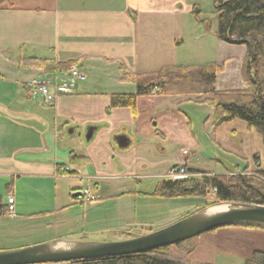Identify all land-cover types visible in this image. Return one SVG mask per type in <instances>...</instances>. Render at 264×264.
Wrapping results in <instances>:
<instances>
[{"label":"crops","instance_id":"0c3cea01","mask_svg":"<svg viewBox=\"0 0 264 264\" xmlns=\"http://www.w3.org/2000/svg\"><path fill=\"white\" fill-rule=\"evenodd\" d=\"M194 8L186 0H0V196L5 203L14 196L13 217L53 238L110 241L153 226L149 209L160 200L145 194L173 164L217 174L245 162L264 170L262 136L240 119L216 127L213 109L201 102L208 95L140 96L135 110L111 105L113 93L136 91L124 75L163 66L215 62L224 65L218 91L247 87L246 47L219 40L215 27L195 30ZM188 42H195L190 50ZM42 60H72L87 79L45 100L25 84ZM197 114L206 115L200 133ZM85 188L94 200L74 197ZM232 227L198 236L191 263L243 264L264 251L255 239L264 229ZM214 236L222 240L217 247Z\"/></svg>","mask_w":264,"mask_h":264},{"label":"trees","instance_id":"16d2710c","mask_svg":"<svg viewBox=\"0 0 264 264\" xmlns=\"http://www.w3.org/2000/svg\"><path fill=\"white\" fill-rule=\"evenodd\" d=\"M214 12L218 18L216 36L219 40L246 47L241 74L246 83L245 89H216V75L224 65L208 62L201 65L163 66L159 71L124 75V79L132 81L136 86L134 93H113L112 107H130L136 109L140 96L154 94L169 95H208L201 102L213 109L214 125L217 127L234 119L245 121L248 127L255 129L264 141V0H214ZM47 71H62L72 60L57 62L42 60ZM83 161L85 158L72 157ZM253 160L260 166L259 156ZM87 161V160H86ZM230 167L226 166L228 172ZM245 166L238 173L213 174L204 178H184L179 180H162L151 194L153 197H205L211 190L216 202H246L264 205V170L254 171V175H245ZM191 173L206 174L190 169ZM92 191V190H91ZM210 205L206 203L205 206ZM10 214L8 204L0 196V219ZM35 214L32 217H39ZM257 228L253 226H248ZM264 229V228H260ZM168 247L147 253L105 257L73 261L66 264H189L184 259L171 256ZM243 264H264V251L254 250L252 256Z\"/></svg>","mask_w":264,"mask_h":264},{"label":"water","instance_id":"95a60500","mask_svg":"<svg viewBox=\"0 0 264 264\" xmlns=\"http://www.w3.org/2000/svg\"><path fill=\"white\" fill-rule=\"evenodd\" d=\"M91 137L92 132L89 130L86 139ZM118 140L123 141V138ZM119 143L123 145L122 142ZM81 196L84 197L82 192L74 194L75 198ZM228 226L264 228V205L235 201L212 203L161 229L123 240L56 238L3 249L0 250V264H66L86 259L137 255L176 245Z\"/></svg>","mask_w":264,"mask_h":264},{"label":"rangeland","instance_id":"374dc122","mask_svg":"<svg viewBox=\"0 0 264 264\" xmlns=\"http://www.w3.org/2000/svg\"><path fill=\"white\" fill-rule=\"evenodd\" d=\"M186 2L188 4H190L191 6H194L195 7L194 10L196 8H198L200 10L199 13L196 11L192 12V19H193V25H194L195 30H196V28H198V29L202 28V30H204L203 28L209 29V27L212 26V27H215V30L217 31V29H218V18H217V15L215 14L214 9H213L214 0H186ZM204 36H205V33H204ZM202 41H203L202 43L205 44L209 40L204 38V39H202ZM192 43H195V42H188V44L186 43V46H185L186 49L190 50L189 44L191 45ZM186 55H188V54H186ZM40 65H41L40 67L42 69L40 70L39 74L30 80H33L36 77L38 78L42 74H45L44 76H46V77H51L52 73L55 72V71H49V70L47 71L45 63L40 64ZM72 66L79 67L76 63H72L66 69L62 70L61 72L68 70ZM30 80H28V81H30ZM156 91H158V90H156ZM31 92H32V90H31ZM151 95H156V94L153 93ZM195 116H196V118L194 119V127H195V130L200 133L202 126H203L202 125L203 120L205 119L204 117L206 115H204L203 118H200V115H198V114ZM252 161H254L253 158H252ZM180 163L183 165H186V163H184V162H180ZM209 164H211V163H209ZM228 165L229 164H227V166ZM245 166H247L248 169L245 170L243 173L245 175H250V176L254 175V171L249 169V166L246 162L243 163V165L237 164L236 166H229L230 167L229 171L232 173H238L242 169H244ZM206 172L207 173L205 175L202 173L201 174L200 173L194 174V173H191L190 168H188V174L189 175L184 176V177L179 178V179L194 177V178H198V179L202 180L204 178V176H206V175L211 176L213 174H217V173H214L211 171H206ZM230 172L225 170V172H223L222 174H230ZM179 179H176V180H179ZM151 197H153V196H151ZM155 198H157V200H160V201L154 205H151L150 209H149L150 213H152V215L155 216V218H156L155 221L153 222V226L149 229H144V230L142 229L141 231L138 230V233H137V231H133L131 233L129 232V233L121 234L119 237L116 236L117 238H115V240L128 239V238L134 237V236L139 235V234H145V233H149L150 231H154L155 229L156 230L160 229V228L164 227V225L165 226L170 225V224L180 220L181 218L193 213L194 211H197L198 209L205 207L206 203L212 204V202L215 201V197L213 196L212 190L208 194H206L205 197H202V198L196 197V196H184V197H172V198L155 197ZM230 227H232V226H230ZM232 228H251V227H245L244 226V227H232ZM53 237H56V233H51L48 231L42 232L40 224L31 223L30 221L28 222V221H24V220H19L16 217H13V215H11V214H8L4 218L0 219V250L13 249V248H18V247H22V246L33 245V244L48 241L51 239H56ZM197 238H198V236L194 237L190 240L184 241L182 243L168 246L167 251L171 254V256H173L175 258H179V259H184L185 261L189 262V264H192L191 263L192 261H190L189 259H190V255L193 253L194 249L197 247V243H198ZM255 239H256L258 244H260L262 247H264V238H260L258 236ZM225 241L229 242L230 245H233L234 242H235V244H237L239 239H236V240L235 239L234 240L226 239ZM240 241L245 243L244 245L250 246L249 250H252L255 247L254 243L250 240L242 239ZM217 243H222V240L217 241L216 237L214 236L213 245H215V247H217ZM237 245L234 246L235 249L238 248ZM220 246H223V245H219V247ZM195 264H202V263L195 261Z\"/></svg>","mask_w":264,"mask_h":264},{"label":"built area","instance_id":"2783aa9c","mask_svg":"<svg viewBox=\"0 0 264 264\" xmlns=\"http://www.w3.org/2000/svg\"><path fill=\"white\" fill-rule=\"evenodd\" d=\"M36 77L33 80L27 81L26 86L32 90V94L40 95L45 100H49L53 94L67 93L74 90L80 82L87 79V75L79 67L72 66L66 71H55L51 77L44 76ZM156 89H153L155 93ZM53 93V94H52ZM188 167L181 163L173 164L169 167L167 173L163 176L165 180H176L184 176H188ZM84 197L87 200H94L96 196L92 193L90 188L83 190ZM7 204L11 215H15V198L9 195L7 198Z\"/></svg>","mask_w":264,"mask_h":264}]
</instances>
